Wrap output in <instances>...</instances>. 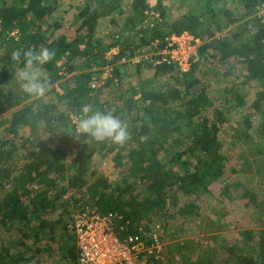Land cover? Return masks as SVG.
<instances>
[{"label": "trees", "instance_id": "obj_1", "mask_svg": "<svg viewBox=\"0 0 264 264\" xmlns=\"http://www.w3.org/2000/svg\"><path fill=\"white\" fill-rule=\"evenodd\" d=\"M123 1L0 0V229L14 234L0 246V264H48L42 254L52 245L62 264H77L67 224L86 204L115 214L119 238L153 229L161 241L176 237L199 217L204 196L223 203L211 210L216 219L226 216L239 195L237 186L230 191L219 182L221 132L240 144L239 157L257 155L253 179L264 184V24L256 9L264 0H170L187 6L175 16L158 0L160 17L140 27L147 0H130L127 9ZM107 20L115 29L106 41L99 24ZM182 33L201 39L188 70L143 57L124 66L122 59L162 51L167 38ZM40 47L55 55L43 66L48 90L37 97L17 82L23 64L12 53ZM145 63L151 77H165L159 85L127 80V70L139 74ZM105 64L110 75L96 87ZM105 86L112 99L100 98ZM243 88L255 92L248 105ZM84 104L122 121L127 139L77 135ZM240 195L264 213L254 189ZM217 237L194 259L185 253L187 238L166 246L180 264H264V228L244 229L226 244Z\"/></svg>", "mask_w": 264, "mask_h": 264}, {"label": "rangeland", "instance_id": "obj_2", "mask_svg": "<svg viewBox=\"0 0 264 264\" xmlns=\"http://www.w3.org/2000/svg\"><path fill=\"white\" fill-rule=\"evenodd\" d=\"M129 1L130 0L123 1V3L125 2L124 4L126 5V9L129 5ZM157 1L158 0L146 1L147 8L144 10L142 16L137 20L139 27L146 24L147 22L153 21L155 18L160 17L159 11L156 9ZM167 1L169 3V5L167 4L169 7L168 12L172 16L177 15V13H180L183 9H187V6L184 3L181 4L182 8H180V6L175 7V5H178V3L174 4L171 3L170 0ZM59 16H61V14H59ZM99 27L101 30L100 32H102L105 36V40H109L108 37L111 33V29H115L114 25H112L110 21L107 20L105 22L101 21ZM11 34L14 33L11 32ZM195 38L197 39L199 37L193 36L192 34L183 33L180 36L178 35L169 38L168 40H170V42L168 47L164 48L162 51L158 52L156 50V52H149L147 50H142L131 58L122 59V61L126 60L124 65L126 67V65L136 62L141 57L145 58L146 62L153 61L155 63L167 61L164 59H168L169 61L167 62H173L175 67L178 66L181 70H188L191 67V64L200 57L197 47L201 42V39L199 38L200 41H195ZM115 50V47H113L105 53L106 56L110 57ZM158 55H162V57L159 58L157 57ZM110 67V65L105 64L103 68H101L102 72L98 73L99 76L96 82V87L97 85H100L106 81L107 76L110 75ZM140 69L141 72L139 74H137L134 69L127 70V80L134 85L138 84L139 81H144L149 85L157 86L163 79H165V77L162 78L160 76L151 77L150 70L152 68L150 69L148 63H145V66H141ZM92 70L95 72L97 68H92ZM139 76L141 78H139ZM112 90V87L109 88L105 86L99 94L100 98L108 100L112 99L114 94L112 93ZM243 92L246 104L248 105L254 99L255 92L246 88H243ZM248 109L249 108L245 106L241 109V111L246 112ZM234 118H236V116L232 117V119ZM229 124L230 123L228 122L225 128L228 127ZM221 138L224 140V173L221 175L219 182L220 184H224L226 182L230 183V191L234 190L235 186H237V194L239 196L231 200L230 207L226 208V216H221L219 219H216L215 215H213L214 213L211 212V210L214 211V209H220L223 203L219 201L217 202L216 199L207 200L205 196L200 198L198 201L201 203L202 209L199 211V217H196L192 222L187 223L186 226L183 227L184 230L179 231L176 237L171 238L170 236L166 235L163 237L162 241L159 239L160 250L158 253H155V255L142 253V257L150 263L180 264L179 260L174 261L176 258L173 259L174 257L172 255L176 252H170V250L174 249V247H168L167 249L166 246L171 241L174 242L173 239L179 241L187 238L189 241V246L187 245L188 249L185 251V253H190L194 259V256H197L198 253H201L206 245L208 246L209 244L213 243L212 241H214V239H210L209 237L217 235V240L220 241L221 244H226L228 241L233 242L236 237H239L240 232L244 229L252 228L258 230L259 228H264V213L261 211L259 212L255 206H252L250 201L240 195V193L244 192L246 189H254L257 193L258 200L260 198H264V184L256 182L255 178L253 179V174L256 170L255 158L257 155L255 153H249L248 158L247 156L239 157L240 144L233 143L231 145L232 138L228 133L221 132ZM237 183H239V185ZM220 184L216 185V188L214 189L215 192H217L216 190ZM72 204L73 199L69 209L73 207ZM89 207H92V205L86 204L84 208ZM221 209L225 210L224 207ZM224 218L226 221H224ZM11 237H14V234L11 232L9 233L7 230L3 231L0 229V246L1 244L7 243ZM197 241H199V243L195 244ZM51 249L52 251L50 255H48L47 251L43 252L42 260L47 261L48 264H62L64 262V260L61 259L62 252L57 248L56 245H52Z\"/></svg>", "mask_w": 264, "mask_h": 264}, {"label": "built area", "instance_id": "obj_3", "mask_svg": "<svg viewBox=\"0 0 264 264\" xmlns=\"http://www.w3.org/2000/svg\"><path fill=\"white\" fill-rule=\"evenodd\" d=\"M256 9L264 24V3L257 5ZM175 36L178 35L169 38ZM169 38L166 39V48ZM195 41L200 40L195 38ZM114 217L113 213H100L92 207L73 213L67 229L75 238L77 264H152L142 257V253L155 255L159 252L158 232L153 229L150 236L132 232L119 238L114 228Z\"/></svg>", "mask_w": 264, "mask_h": 264}, {"label": "clouds", "instance_id": "obj_4", "mask_svg": "<svg viewBox=\"0 0 264 264\" xmlns=\"http://www.w3.org/2000/svg\"><path fill=\"white\" fill-rule=\"evenodd\" d=\"M55 52L46 47L38 49H17L12 59L23 67L16 73L21 89L34 96H42L48 90V74L44 65L53 59ZM80 116L74 121L76 134L95 141L111 139L122 143L128 137L127 126L110 113L95 110L92 105L84 104Z\"/></svg>", "mask_w": 264, "mask_h": 264}]
</instances>
